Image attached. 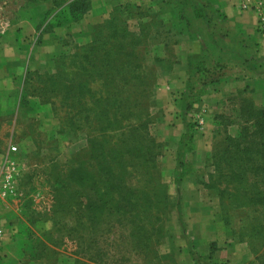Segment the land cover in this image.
<instances>
[{
    "label": "rangeland",
    "instance_id": "obj_1",
    "mask_svg": "<svg viewBox=\"0 0 264 264\" xmlns=\"http://www.w3.org/2000/svg\"><path fill=\"white\" fill-rule=\"evenodd\" d=\"M71 1L65 0L66 4L58 8L52 0L46 3L0 0V52L14 56L22 45L31 46L27 58L10 69L11 80L21 91L32 96L39 87L38 81L48 83V77L54 74L59 76L58 82L68 77L76 86H84L82 91L78 86V90L58 86L55 111L40 98L31 97V109L25 122L20 121L18 125L13 115L0 119L1 150L8 148L13 154L10 169L0 178V195L4 196L2 192L7 191V201H12L14 217L10 222V236L24 245L23 261L194 264L193 261H199L193 255L198 254L201 264H207V245L215 238L219 251L243 245L230 257L231 264H242L246 253L250 264H264V207L246 204L249 196L257 190L263 191L260 183L263 175H251L247 183L228 185L219 182L217 166L210 159L214 147L222 150L223 138L243 135L237 100L240 96L223 93L218 102L209 101L205 111L201 110L207 115L202 125L195 122L200 109L195 107L184 116L179 97L171 101L165 97L166 104L160 105L158 96L168 93L163 87L168 71L160 73L158 68L171 67L178 60L176 52L182 41L179 35L187 34L185 27L175 16L160 20L148 9L149 0H92V6L107 1L114 5L101 20L90 24L91 36L101 34V42H107L104 37L109 31L104 27L113 17L118 19L117 27H126L139 36L135 66L142 67L138 75L148 87L134 91L138 106L132 108L130 123H123L119 118H126L128 111L118 109L119 96L103 87L104 55L110 53L109 59L115 60L114 51L110 49L113 41H108L103 51H90L86 58L72 59L81 53L80 47L73 54H55L41 65L36 62L35 53L42 44L40 36L57 31L55 23L59 12ZM192 2L201 4V0ZM90 12L86 18L90 17ZM39 14L44 18L39 19ZM208 18L212 19L209 15ZM200 28L203 25L193 30ZM240 31L243 34V30ZM121 44V40L117 41V45ZM129 50L124 44L119 52L124 54ZM61 56L66 57L62 63ZM155 58L164 62L153 64ZM124 60L118 58L113 67H121ZM81 66L83 72L78 73ZM146 66L147 71H143ZM123 93L120 91L121 96ZM108 98L116 106L111 109L107 106L108 112L104 113ZM82 107L90 108L86 115L82 114L83 118L90 117V129L86 128L88 123L75 122ZM215 116L227 121L216 126ZM188 122L196 131L198 150L207 152L208 157L202 173L196 177L197 183L186 185L183 197L177 193L173 179L178 178L179 172L176 144ZM196 126L203 130H196ZM22 135L32 139L26 149L18 143ZM12 147L18 148L16 152ZM135 150L144 160L133 156ZM206 163L210 166L206 167ZM5 179H9L11 189L4 190L1 186ZM253 182L259 185L252 186ZM122 185H127L131 191H124L120 188ZM207 224L214 225L212 231L207 229ZM157 232L162 234L155 235ZM142 236H152L148 250L138 244Z\"/></svg>",
    "mask_w": 264,
    "mask_h": 264
},
{
    "label": "trees",
    "instance_id": "obj_2",
    "mask_svg": "<svg viewBox=\"0 0 264 264\" xmlns=\"http://www.w3.org/2000/svg\"><path fill=\"white\" fill-rule=\"evenodd\" d=\"M24 2H31V3H37V2H43L46 3L50 0H22ZM193 0H163V3H166L170 6H172L174 9V16L176 19L179 20V23L183 24L185 27L186 32H190V37L195 40L197 39V36L193 29L197 27L198 25H204L206 20L209 19L208 15L210 17L214 18H225L224 15L221 14L220 9L217 8V3L214 0H201V4H197L192 2ZM52 3L55 7H62L65 3V0H52ZM92 7V0H72L67 7L62 9L59 12L60 17L58 18V21L55 23L57 28L63 27L69 23H77L86 18L88 13L90 12ZM42 15L40 16V18ZM44 16L42 17V19ZM41 19V20H42ZM39 20V21H41ZM62 20V21H61ZM106 27H104L105 30L109 31V35H106L104 39H108V41H113V45L110 49L114 51L113 56L115 57V60H110V53H106L104 55V82L103 87L104 88H110L115 92V96H119L120 102L118 104V109L121 107L123 108V111H128V114H126V118L122 117L119 118L123 120V123H130L132 114V108H135L138 106V98L134 91H137L142 88L148 87L145 86V83H143L144 79L139 77V68L140 65L135 66V58L138 63V57H135L136 54V48L139 46L140 41H138V35L129 32L126 27L123 29H120L117 27L118 25V19L110 18L107 23L105 24ZM38 23L36 20H34V27L37 28ZM203 28H200L198 30L202 31ZM52 33V32H51ZM42 36V35H41ZM40 36V37H41ZM101 34L92 35V41L89 45L81 47V53L76 54L72 57V59L75 61L77 59L86 58V54L89 56V52H95V51H103L105 48H107V45H109L107 42H101ZM238 36L243 37L242 39H239V46L246 48L248 47V42H244L248 40V37L242 34V32L238 31ZM121 40V45H117V41ZM238 40V39H237ZM251 43V46L258 45L257 41L254 39L249 40ZM42 42V41H40ZM219 43H222L221 39ZM242 43H246V45H242ZM126 44V46L130 47L129 52H124V54H121L119 51H121L122 45ZM116 47V49H115ZM112 52V51H111ZM243 57L240 56V53L237 52L231 57H224L221 54L218 55V58L215 59V63L212 67H208V63L211 61V55L207 50L202 53V55L195 61H190V81H191V87L187 90L185 95L187 96L188 100L185 105V111L189 112L192 111L195 108V105L199 103L202 95L205 93V90L203 87L208 86L210 84H218L223 81L224 76L226 75V70L228 69V66L238 67L237 61H249L246 57L247 53L243 52ZM85 54V55H84ZM112 56V55H111ZM220 56V57H219ZM118 58H124L125 60L121 63V67H113V64L118 61ZM227 59V61H226ZM60 62H64L63 60H66L65 56H61L59 58ZM253 62L251 63V68H256L259 65V62L256 61L255 58H252ZM164 61L160 58H155L154 63H160L162 64ZM134 63V65H131ZM113 67V68H112ZM83 67L78 68V73L83 72ZM142 68V67H141ZM161 69L169 70L170 67L161 66ZM143 71H147V66L142 69ZM149 72V71H148ZM68 74V73H67ZM149 74V73H147ZM149 76V75H148ZM59 76L56 74L51 75L48 77V80L50 83L49 86L48 83L44 80H39V87L35 88L32 92V96L25 95V93L22 92L21 100H20V106L23 108H29L30 104L32 103L29 99L31 97H38L40 98L41 102L43 104H50L52 107V110L55 111V99L57 97L56 89L58 86H62V88L70 89L72 87L78 86V88L81 87V91L84 89L83 85H77L72 83V80L62 79L61 82H58ZM80 82V81H79ZM252 83V84H251ZM248 84L243 91L244 93L247 92L248 89L251 88L250 93H255L259 89L264 88V77L258 78L256 80H253ZM87 87V85H85ZM78 90V89H76ZM120 91H123L124 95L121 96ZM111 98H108L104 103V113H107V106L108 109L113 108L115 105V102L111 103ZM239 102V111L242 118V134L240 136H237L235 138H232L231 136H226L223 138L220 142L222 143V150H218L217 147H214L213 153L210 157V159L214 160V164L216 167V173H218V180L219 182H224L225 184L232 185L233 183L237 182L238 184L241 183H247L249 177L251 175H263L261 176V185L264 186V109L258 108L255 106L253 100L251 98H248L244 95H240V97L237 98ZM77 101H81V98ZM110 103V105H109ZM34 107V106H33ZM81 110L78 111V116L75 122H82L83 125L87 126V129H90L89 125V118L86 116L83 118V115H85L90 111V108L86 109L85 107L80 108ZM227 121L226 118L222 116H215L214 121L216 126H219V123L221 121ZM225 121V122H226ZM126 124L123 125V128L126 129ZM128 127V125H127ZM107 129H109L107 127ZM106 132V129H104ZM253 130V131H250ZM247 133H252L250 135H247ZM195 129L194 126L190 123H186V131L182 135L181 140L179 142V151L178 153V159H177V169L179 172H177V177L174 178L173 183L178 184L182 182L186 175L193 173L194 167L190 164H185L183 162V158L188 152H192L195 149ZM218 133H216L217 135ZM249 136L248 138L246 136ZM242 141V142H241ZM136 154L133 155L137 158L143 159V156L139 155L137 152L138 150H135ZM223 152V153H222ZM222 153V154H221ZM221 154V155H220ZM144 160V159H143ZM150 162V161H146ZM208 162V161H207ZM210 166L208 163H206V167ZM259 184L257 182H253L252 186H258ZM121 189L124 191H131V188H129L127 185L120 186ZM263 191L257 190L253 195L255 196H249L247 198L246 204L248 205H254V206H263L264 207V188H262ZM168 196V194H167ZM161 235L162 232H157L155 235ZM159 235V236H160ZM158 236V237H159ZM162 238L158 239L156 243H159ZM152 242V236H142L141 242L138 241V244H143L142 248L149 249L150 244ZM208 246V253L205 257L207 264H225L226 262L219 261L215 257V253L219 251V247L217 245V242H209ZM194 252V251H192ZM195 253V252H194ZM196 258H198L199 262L193 261L194 264H201V257L198 254H194Z\"/></svg>",
    "mask_w": 264,
    "mask_h": 264
},
{
    "label": "crops",
    "instance_id": "obj_3",
    "mask_svg": "<svg viewBox=\"0 0 264 264\" xmlns=\"http://www.w3.org/2000/svg\"><path fill=\"white\" fill-rule=\"evenodd\" d=\"M139 1L141 0H137V2ZM144 1L146 2L147 0H143V2ZM214 1L218 4L217 8L220 9L221 14L224 15L225 18H212L214 19L213 21L212 19H207L203 25L202 31L198 29L195 31L197 36L195 40L190 37V32L179 35L182 41L178 45L179 51L176 52L178 54V60L167 70L168 73L164 75L165 83L163 87L168 89V93L166 96L164 94V97L158 96L157 100L160 105H165L166 99L171 101L179 97V103L185 113L184 116L189 115L190 111H185V105L188 100L185 93L191 87L189 77L190 61L197 60L202 53L207 50L211 55V61L207 65L208 67H212L216 61L213 58H218L220 54L224 57H231L239 52L240 56L243 57V52L247 53L246 57L249 61H237L239 65L237 68L228 66L222 82L203 87L205 93L202 95L199 103L195 105L196 109L197 107L200 109L195 122L201 125L205 123V116L207 118V115L201 110L205 111L206 104L209 101L218 102L223 93L237 96L242 94L251 98L256 107L264 109V88L257 90L255 93H250L251 88H253L251 86L247 92H243L246 86L248 84L250 85L253 80L264 77V34L258 30L257 13L259 3L264 0ZM148 3V9L154 11V15H158L160 20L166 21L169 18H173L174 8L172 6L163 2L158 3L156 0H149ZM113 5L111 1L105 3L98 2L92 6L90 17H88L89 19L85 18L77 23L72 22L65 25V27L58 28L55 32L43 34L41 36L42 44L35 53L37 64L41 65L42 62H46L48 58L53 57L55 54H73L78 48L89 45L92 41L89 29L90 24L101 20L104 14L112 10ZM41 7L42 5L40 4L38 9L40 10ZM39 16H41V14H39ZM177 21L179 22L178 19ZM223 25L226 28H221ZM239 28L242 29L244 35L248 37V40L244 41L249 44L246 48L239 46V39L243 38L238 36ZM251 38L256 40L258 45L251 46L249 41ZM220 39L222 43H219ZM28 44L29 43L22 45L14 56H11L9 53L5 54L3 51L0 52V119L13 115L15 123L18 122V125L20 121L25 122L27 120L29 110L28 108L26 109L20 106L22 91L20 86L11 80L10 69L16 62H20L27 58L31 50V46L29 47ZM242 45L245 46L246 43H242ZM252 58H255L256 61L259 62L258 67L251 68V63L253 62ZM158 71L163 73L166 69L158 68ZM221 90L223 91L222 93H220ZM197 129L203 130V127L199 128L196 126V130ZM185 131L186 124L184 126V132L180 135L176 144V159H178L177 154L180 153L179 142ZM31 140L30 136L22 135L18 138V143L21 147L26 149L27 142L30 143ZM197 142L198 140L196 139L194 151L186 153L183 158V162L192 165L195 171L186 175L182 182L178 184L174 183V186L177 188V193L183 197L186 196V191H184L186 185L193 182H195V184L197 183L196 177L202 173L206 158L208 157L207 152L198 150ZM12 155L10 149L6 148V150L2 151L0 145V178L5 170L10 169L9 166L12 165V163L10 164L9 160ZM7 199L8 196L0 195L1 228L2 232H4V236H2L3 242L0 247V264H44L34 261L25 263L23 261L21 249L24 248V245L19 242L18 239L13 241L10 236V222L14 217V208L12 201H7ZM206 226L209 231H212V228H214V225L207 224ZM214 241L216 242L215 238L209 240V242ZM242 246L243 245H236L233 247L234 249L217 251L215 257L219 261H230L229 264H231L230 257L234 254L236 255V251ZM233 250L234 253H232ZM243 253L246 252L243 251ZM222 254H224V256H222ZM248 261L249 256L246 253L242 258V264H250Z\"/></svg>",
    "mask_w": 264,
    "mask_h": 264
},
{
    "label": "built area",
    "instance_id": "obj_4",
    "mask_svg": "<svg viewBox=\"0 0 264 264\" xmlns=\"http://www.w3.org/2000/svg\"><path fill=\"white\" fill-rule=\"evenodd\" d=\"M257 13H258V25H259V30L260 32H262L264 34V1H262L261 3H259L258 7H257ZM17 148L12 147V151L16 152ZM5 189H11V184H9V179H5V184L2 183V185ZM7 191H4V193L2 192V194L5 196ZM2 236H3V232L1 229V225H0V247L2 245Z\"/></svg>",
    "mask_w": 264,
    "mask_h": 264
}]
</instances>
